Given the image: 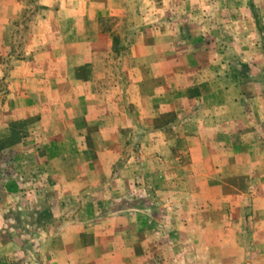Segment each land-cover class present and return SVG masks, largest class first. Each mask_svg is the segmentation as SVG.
<instances>
[{
  "label": "crops",
  "instance_id": "1",
  "mask_svg": "<svg viewBox=\"0 0 264 264\" xmlns=\"http://www.w3.org/2000/svg\"><path fill=\"white\" fill-rule=\"evenodd\" d=\"M49 1L0 0V126L64 196L72 264H264L257 14L191 0L199 46L179 0Z\"/></svg>",
  "mask_w": 264,
  "mask_h": 264
},
{
  "label": "rangeland",
  "instance_id": "2",
  "mask_svg": "<svg viewBox=\"0 0 264 264\" xmlns=\"http://www.w3.org/2000/svg\"><path fill=\"white\" fill-rule=\"evenodd\" d=\"M23 1L30 2L31 5L34 0ZM48 1L35 0L36 11L40 13ZM197 1L204 2V0ZM49 2H52V5L56 3L55 0ZM178 2L180 4L177 12L178 20L183 23L180 26L181 35L187 37L191 35L195 43L203 46L206 41L204 35L200 30L190 28L189 21L209 18V15L202 13L194 15L193 7L196 3L192 4L191 0ZM228 2L232 4L229 3L227 14H223L222 17L232 20L234 14L231 7L235 8V4H239L240 1L228 0ZM242 2L247 3L254 16L257 14L255 17L258 22L257 31L261 38H264L262 13L251 0H242ZM210 12L213 14V19L221 17L218 8ZM259 49L263 53L261 66L255 69L249 65L247 70L264 85V41L262 40L259 42ZM2 89L0 84V90ZM24 142H26L24 136L16 137L9 124L0 126V163H3L0 166V264H72L73 258H69L68 252L61 250L59 240L54 239L59 235L47 233V226L53 221L54 224L58 223L59 227L60 219L55 217L60 210V204L67 209V203L58 200L64 196L51 197L52 195L49 194L47 189L50 180L46 178L50 177V173L47 169L28 166V159L24 154L13 153L8 149L11 146L23 147ZM32 148L36 149L37 145H33ZM76 262L74 264H83V259L77 258Z\"/></svg>",
  "mask_w": 264,
  "mask_h": 264
}]
</instances>
